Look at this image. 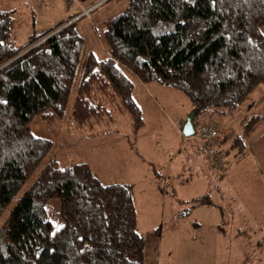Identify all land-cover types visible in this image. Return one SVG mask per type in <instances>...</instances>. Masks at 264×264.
<instances>
[{
	"label": "trees",
	"instance_id": "obj_1",
	"mask_svg": "<svg viewBox=\"0 0 264 264\" xmlns=\"http://www.w3.org/2000/svg\"><path fill=\"white\" fill-rule=\"evenodd\" d=\"M127 1L105 21L107 60L85 54L83 16L19 47L13 12L0 10V264H146L133 187L103 183L85 162L61 167L50 158L55 141L32 132L36 117L53 125L69 110L72 130H84L95 118L126 114L139 133L136 78L184 92L196 119L234 114L264 86V0ZM260 120L246 117L218 149L244 156ZM53 199L58 229L47 209Z\"/></svg>",
	"mask_w": 264,
	"mask_h": 264
},
{
	"label": "rangeland",
	"instance_id": "obj_2",
	"mask_svg": "<svg viewBox=\"0 0 264 264\" xmlns=\"http://www.w3.org/2000/svg\"><path fill=\"white\" fill-rule=\"evenodd\" d=\"M127 6V0H0V10L13 12L14 38L19 47L26 45L33 35H41L74 15L73 22L83 16L79 27L85 54L94 52L100 60L107 58L103 41L105 21L124 13ZM151 86L157 90H151L148 97L137 95L147 140L136 142L142 147L145 144L144 154L151 160L142 168L144 176L134 183L136 201L146 202L137 209L139 231L147 241L146 264H264V167L254 155L237 157L229 153V145L219 148L217 154H209L211 149L203 140L196 136L186 138L182 128L194 103L172 86ZM178 115L183 116L182 121L177 119ZM201 121L197 118L196 124ZM234 121L240 123L239 127L234 125L238 133L242 117H231L220 125ZM70 122L68 110L64 119L53 125H47L41 117L30 125L36 136L55 141L50 158L56 154L61 167L91 158L89 144L104 138L98 134L100 128L132 125L126 114H116L114 120L95 118L91 122L93 130H72ZM203 122L213 124L206 119ZM87 129L96 134V139L88 138ZM129 146L119 143L114 148L121 153ZM216 156L220 161L215 160ZM102 163L103 160L99 161L95 170L99 175L98 169L103 170V183L121 182L115 179L117 176L129 178L122 170L105 171L111 164L103 167ZM151 185L159 188V195L154 197L150 192L151 199L146 201L144 195ZM16 201L17 198L9 209ZM47 209L54 229L60 228L63 219L59 201L50 200ZM5 220L6 217L1 219L0 228Z\"/></svg>",
	"mask_w": 264,
	"mask_h": 264
},
{
	"label": "crops",
	"instance_id": "obj_3",
	"mask_svg": "<svg viewBox=\"0 0 264 264\" xmlns=\"http://www.w3.org/2000/svg\"><path fill=\"white\" fill-rule=\"evenodd\" d=\"M262 31L264 33V26L262 28ZM151 83H154L155 85L158 84V82H150L147 84L141 80H137L135 82L134 98L141 109L142 107L139 101L137 100V95L142 93V94H145V97H148L147 95H149V93H152L151 90L154 89V91H156L157 88L152 87ZM194 108H195L194 106L190 107V109H194ZM142 113H143V110H142ZM219 113H216V112L208 113L206 116L204 117L202 116L200 120L204 121L206 119V121L209 120V121H213L212 123L220 124V123L228 122L229 119H231V116H234L236 118L242 117L243 119H245V117H250L253 115L261 117V120L258 122L256 127L254 128L253 132L245 141L246 149H245L244 155H249V156L254 155L256 161H258L264 167V86L257 88L251 95H249V97L241 104L239 109L236 110L234 114H230V113L229 114H219ZM163 114H165V110H163ZM182 117H183L182 115L180 116L178 115L177 119H179V121H182ZM145 127H146V123L143 129L139 131V133H134L133 127L131 125H128L126 128H120V125L116 127L107 126V127L100 128L101 131L98 134H102L104 138L92 144H89L88 147H90V150H91V153H93V156H91V158L89 159L86 158V160L82 162L89 164L92 167V169L95 171L97 176H99V178L102 181H103V178L101 176L102 175L101 172L103 170L100 171L98 169V172L100 173V175L95 170V166H97L99 161L103 160V163H102L103 167L107 163L111 164V168L104 169L105 171H109V172H112L113 170L124 171L129 178L125 180L124 178L117 176L115 179L121 182H112L111 184L130 185L133 187L135 191L136 186L134 185V183H137L144 176V172L142 168L145 163H150L149 160H151V158H146L144 154L145 144H143V147H142L141 144L139 145V143H136V142H140L144 138L146 139L145 137L146 128ZM93 129H94V126L92 130ZM87 130L88 131L85 134H87L88 138L96 139L95 137L96 134L91 133V129H90V132H89V129ZM111 133H114L115 135L109 136ZM41 138H45V137H41ZM119 143H123L124 145H127V146L131 144L133 147H131L130 145L129 146L130 148L127 147V150H123L121 153H118L114 147L115 145ZM83 149L86 150V148H83ZM99 167H101L100 164H99ZM109 179L112 180L114 178L110 176ZM158 190H159L158 187L151 185V188L149 189L148 194L144 195L145 196L144 199L146 201H150L151 199L150 192H152L153 196L156 197L157 195H159ZM135 196H136V193H135ZM142 203H146V202H142L139 200V202H137V208H139V206Z\"/></svg>",
	"mask_w": 264,
	"mask_h": 264
},
{
	"label": "built area",
	"instance_id": "obj_4",
	"mask_svg": "<svg viewBox=\"0 0 264 264\" xmlns=\"http://www.w3.org/2000/svg\"><path fill=\"white\" fill-rule=\"evenodd\" d=\"M234 125L239 127V121H234L232 124L224 126L217 123L210 124L208 122L201 121L196 124L195 136L204 141L207 148L211 149V151L209 150L210 153L216 151L217 154L218 151H221L217 147V141L222 138H232L236 135ZM215 160L220 161L218 156L215 157Z\"/></svg>",
	"mask_w": 264,
	"mask_h": 264
},
{
	"label": "water",
	"instance_id": "obj_5",
	"mask_svg": "<svg viewBox=\"0 0 264 264\" xmlns=\"http://www.w3.org/2000/svg\"><path fill=\"white\" fill-rule=\"evenodd\" d=\"M198 111L194 108L187 116L183 128L182 133L186 138H192L196 135V116Z\"/></svg>",
	"mask_w": 264,
	"mask_h": 264
},
{
	"label": "bare ground",
	"instance_id": "obj_6",
	"mask_svg": "<svg viewBox=\"0 0 264 264\" xmlns=\"http://www.w3.org/2000/svg\"><path fill=\"white\" fill-rule=\"evenodd\" d=\"M33 35V34H32ZM50 37V36H49ZM23 47V46H22ZM22 56V55H21ZM20 57V56H19ZM107 60V59H106ZM102 62V61H101ZM85 71V70H84ZM133 74V73H132ZM148 84V83H147ZM184 93V92H183ZM185 94V93H184ZM239 106V105H238ZM233 110V109H232ZM221 111V110H220ZM231 112V111H230ZM246 118V117H245ZM240 124V123H239ZM91 126V125H90ZM92 128V127H91ZM240 129V128H239ZM241 131V130H240ZM137 136V135H136Z\"/></svg>",
	"mask_w": 264,
	"mask_h": 264
}]
</instances>
